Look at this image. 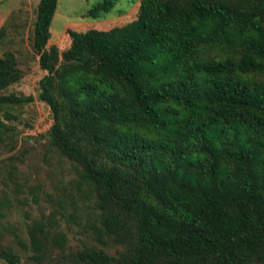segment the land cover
Instances as JSON below:
<instances>
[{"label":"trees","instance_id":"trees-1","mask_svg":"<svg viewBox=\"0 0 264 264\" xmlns=\"http://www.w3.org/2000/svg\"><path fill=\"white\" fill-rule=\"evenodd\" d=\"M57 4L39 0L31 42L48 145L73 177L27 227L34 264H264V0H139L123 26L69 30L62 52L47 48ZM21 76L5 51L0 137L1 114L34 100L1 94ZM56 214L84 219L76 249ZM0 260L23 264L2 245Z\"/></svg>","mask_w":264,"mask_h":264},{"label":"rangeland","instance_id":"rangeland-1","mask_svg":"<svg viewBox=\"0 0 264 264\" xmlns=\"http://www.w3.org/2000/svg\"><path fill=\"white\" fill-rule=\"evenodd\" d=\"M98 1L58 0L47 48L53 45L62 52L70 46L69 30L107 31L130 22L138 12L139 0L134 4L119 0L105 19L92 20L87 11ZM38 3L39 0H0V28L5 30L0 56L5 51L13 52L22 73L21 79L1 94L34 97L32 102L9 110V118L1 114L12 133L0 137V245L19 255L23 264H34L27 227L48 221L54 209L51 198H56L62 185L73 177L69 165L57 159L46 138L52 125L51 113L38 98V82L46 72L40 69L31 42ZM55 216L60 230L67 234L68 247H79L83 237L77 222L81 219L66 221L59 214ZM0 264L7 263L0 260ZM51 264L66 262L62 259Z\"/></svg>","mask_w":264,"mask_h":264}]
</instances>
